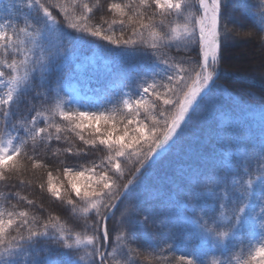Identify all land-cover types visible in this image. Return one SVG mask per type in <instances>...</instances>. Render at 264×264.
<instances>
[{
    "label": "snow or ice",
    "instance_id": "snow-or-ice-1",
    "mask_svg": "<svg viewBox=\"0 0 264 264\" xmlns=\"http://www.w3.org/2000/svg\"><path fill=\"white\" fill-rule=\"evenodd\" d=\"M228 7L225 0H0V182H19L0 189V264H82L86 257L87 264H205L200 254L209 244L226 250V241L245 234L247 251L236 264H264V96L260 138L230 121L232 160L186 182L183 223L166 206L143 212L139 198L157 158L228 95L216 83L222 48L233 36L257 33L264 43V0L244 5L242 15L251 14L244 32L228 29ZM86 38L104 42L98 54L137 60L96 88L82 86L108 93L111 109L89 108L65 91L72 74L60 78ZM259 84L264 89V75ZM253 107L236 104L240 113ZM29 171L39 193L65 206L70 219L15 190L33 187Z\"/></svg>",
    "mask_w": 264,
    "mask_h": 264
},
{
    "label": "trees",
    "instance_id": "trees-1",
    "mask_svg": "<svg viewBox=\"0 0 264 264\" xmlns=\"http://www.w3.org/2000/svg\"><path fill=\"white\" fill-rule=\"evenodd\" d=\"M192 2L195 5V0H192ZM225 2L229 4L225 13L230 18L227 22L228 29L240 32L248 31L251 14L242 15L245 11L244 5L259 6L261 0H225ZM258 10V7H254L251 12L255 13ZM231 19H235L236 23L233 24ZM73 35L79 34L73 33ZM240 38L245 37L233 36V39L222 48L220 67L222 75L216 83L226 89L228 95L216 109L209 110L199 125L193 129L192 133L182 143L178 144L164 158H157L144 177V187L139 191L143 212H157L162 206H166L165 211L169 218L183 223L186 213L183 189L186 182L193 177L208 173L213 167L221 163L222 158H225L224 162L232 160L234 149L228 144V137L232 136V133L227 129L229 122L233 121L244 128L250 137L260 138V97L264 96V89L260 87L259 78L264 75V43H262L259 33H257L255 39L245 38L246 42L244 43L240 41ZM97 44H104V42L86 38L81 44L80 51L71 59V64L60 75L61 80L66 79L71 73L73 79L81 85L87 83L95 88L113 71H119L124 66L128 67L137 62V60L128 57L112 58L98 54ZM105 46L112 48L113 52L121 51V49L111 45ZM242 50H250V52L239 56ZM53 76L55 78L56 73ZM254 76L256 77L255 80L252 79ZM95 80L97 83H95ZM109 98V95L104 96L99 104L95 105L94 108H89L96 109L103 104V108L100 110L111 109L113 104L106 102ZM237 103H245L254 107L251 111L240 113L236 109ZM233 144H235V138ZM100 155L101 153L96 154L97 159ZM132 167L131 164L126 167V180L133 177L129 173ZM25 179H32L34 181L33 187L29 189L27 185L19 186L15 189L16 191L36 200L37 204L43 200L49 211L60 215L62 219H70V214L65 206L54 201L46 193H39V189L35 187L36 177L33 176L31 171L26 174ZM4 183L19 184L13 178L8 182H0V189L3 188ZM19 206L24 207L25 205L21 202ZM190 227L193 231L196 230L195 224L190 225ZM149 231L155 235L154 229L149 228ZM241 240L243 243L240 242ZM248 241L247 234L244 237H236L231 241H226L224 246L226 250L212 249L209 244L207 254H200L201 259L204 260L205 264H212L213 260H216L218 264H223L224 261L231 258L232 264H236V258L242 251L246 253ZM182 250L183 248L179 247L176 251L178 253ZM175 255L176 253L170 252L173 261ZM82 264H87V257ZM136 264H143L142 258L138 259ZM161 264H167V261H161Z\"/></svg>",
    "mask_w": 264,
    "mask_h": 264
},
{
    "label": "rangeland",
    "instance_id": "rangeland-1",
    "mask_svg": "<svg viewBox=\"0 0 264 264\" xmlns=\"http://www.w3.org/2000/svg\"><path fill=\"white\" fill-rule=\"evenodd\" d=\"M245 40H246L245 38H240V41H242L243 43L246 42ZM249 52H250V50H248V51L247 50H242L241 51V54H239V56L246 55ZM126 68L127 67L124 66L121 70L126 69ZM62 80H64V79H62ZM95 83H97L96 80H95ZM82 86L83 85H81L79 82L75 81L73 79V76H72L71 80L68 82V84L65 87V91L71 93L72 95L79 94L82 97V102L84 104H86L88 107L94 108L95 105H97V104L100 103L101 99H103L104 96H108L109 95L108 93L97 94V93H95L93 91H90L86 87L82 88ZM91 88H94V87L91 86ZM99 96H101V97H99ZM96 126L97 127H102V125L99 122H97V125ZM84 181H85V178L84 177L78 178V181H77L78 187L79 186H82L83 183H84Z\"/></svg>",
    "mask_w": 264,
    "mask_h": 264
},
{
    "label": "water",
    "instance_id": "water-1",
    "mask_svg": "<svg viewBox=\"0 0 264 264\" xmlns=\"http://www.w3.org/2000/svg\"><path fill=\"white\" fill-rule=\"evenodd\" d=\"M131 179H133V177Z\"/></svg>",
    "mask_w": 264,
    "mask_h": 264
}]
</instances>
